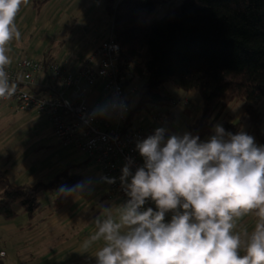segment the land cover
Returning <instances> with one entry per match:
<instances>
[{
	"label": "clouds",
	"instance_id": "1",
	"mask_svg": "<svg viewBox=\"0 0 264 264\" xmlns=\"http://www.w3.org/2000/svg\"><path fill=\"white\" fill-rule=\"evenodd\" d=\"M28 0H0V98L15 93L7 67L8 44L19 41L15 18ZM143 164L132 172L129 157L119 177L128 199L115 214L95 218L84 242H102L95 264H264V145L247 132L232 133L220 123L199 134L165 136V128L137 142ZM109 184L115 177H105ZM84 183L61 186L63 195L82 192ZM155 203L144 208L147 200ZM255 211L258 221L241 234L234 221ZM172 212L170 222L166 213Z\"/></svg>",
	"mask_w": 264,
	"mask_h": 264
},
{
	"label": "trees",
	"instance_id": "2",
	"mask_svg": "<svg viewBox=\"0 0 264 264\" xmlns=\"http://www.w3.org/2000/svg\"><path fill=\"white\" fill-rule=\"evenodd\" d=\"M45 1L35 4L40 7ZM104 1L122 59L135 60L136 77L147 78L132 116L172 106L175 96L166 88L171 82L200 93L202 107L190 133L207 139L224 116L227 131H244L247 122L244 132L264 145V0ZM51 54H45L47 63L54 58ZM235 102L242 104L238 121L226 115ZM90 162H68L36 183L15 184L8 170H0V216L13 219L26 212L34 219L46 191L55 195L54 208H62L71 195L60 194L61 186L81 182Z\"/></svg>",
	"mask_w": 264,
	"mask_h": 264
},
{
	"label": "crops",
	"instance_id": "3",
	"mask_svg": "<svg viewBox=\"0 0 264 264\" xmlns=\"http://www.w3.org/2000/svg\"><path fill=\"white\" fill-rule=\"evenodd\" d=\"M100 1L46 0L37 7L35 0H28L27 5L22 4L15 18L21 33L20 40L13 39L7 46L9 49L7 54L11 61H16L23 55L45 58L46 52L50 51L53 59L71 70L79 71L84 64L90 63V56L95 45L109 34L111 28L105 4ZM92 63L98 65L97 60ZM136 78L128 86L130 97L133 92L141 93L145 82L139 85ZM144 78L146 77L144 76L143 80ZM104 91L102 86L89 88V101L95 108L105 98ZM170 91L175 96V103L169 107H156V109L169 110L171 119L158 124L156 128H165V133L168 135H183L185 132H190L191 125L200 113L201 96L196 91L177 87L175 91ZM182 97H188L190 104L184 105L180 102ZM195 105H198L199 109H195ZM145 111L132 116L134 126L150 127V111ZM142 112L145 113L142 114ZM100 114L110 115L108 112L106 114V107L100 110ZM49 133L55 135L52 125L47 127L43 135L39 137ZM30 144L32 142L24 146L23 143L12 141L6 149L0 150V170L18 166ZM54 146V143L47 139L39 144L37 150L41 148L52 150ZM13 147L19 150L14 156L9 151ZM80 154L83 152L77 149L58 160L47 163L50 153L46 152L37 160L36 169L25 172L19 170L14 178L9 176L15 184L25 181L36 183L41 179L50 178L66 163L77 161ZM6 159L13 160L6 162ZM8 164L9 167H7ZM98 171L101 170L90 162L86 176L81 181L84 183L83 191L71 196L68 203L58 210L54 208V193L50 195L49 191H46L40 195L43 203L34 219H31L26 212H22L13 219L0 216V249L6 252L5 256H0V264H95L94 254L102 246V242L93 243L87 249L83 247L84 242L96 230L95 218L97 216L103 218L105 212L109 210L115 214L117 206L124 203L118 193L109 189L105 178L103 181H95V174ZM257 221L255 211L234 221V230L241 234L243 242L247 240L245 232L250 234Z\"/></svg>",
	"mask_w": 264,
	"mask_h": 264
},
{
	"label": "built area",
	"instance_id": "4",
	"mask_svg": "<svg viewBox=\"0 0 264 264\" xmlns=\"http://www.w3.org/2000/svg\"><path fill=\"white\" fill-rule=\"evenodd\" d=\"M90 60L79 71H74L55 59L47 63L44 58L23 55L11 61L6 69L10 83L15 84V93L8 99L0 98V102H7L10 109L18 113L47 116L63 146H74L87 153L104 178H116L115 183L105 181L125 202L128 197L119 179L122 167L129 157L134 160L133 173L143 164L136 149L137 142L147 137V131L168 122L171 112L155 107L150 111L149 128L132 124L134 104L128 86L136 78V62L122 59L121 44L114 39L111 28L95 45ZM96 60L97 66L92 63ZM91 86L104 88V97L109 98L106 110L110 115L100 114L89 101ZM180 102L189 105L190 99L182 97ZM147 207L156 208L150 199L144 205L145 209ZM172 215V212L166 213L165 222H170ZM5 254V250L0 249V256Z\"/></svg>",
	"mask_w": 264,
	"mask_h": 264
},
{
	"label": "rangeland",
	"instance_id": "5",
	"mask_svg": "<svg viewBox=\"0 0 264 264\" xmlns=\"http://www.w3.org/2000/svg\"><path fill=\"white\" fill-rule=\"evenodd\" d=\"M181 1L182 0H175V3H180ZM100 2L103 4L105 3L104 0H101ZM100 10H101V6H100ZM99 12L100 11L97 9V13ZM136 79L137 82H139V85L143 83V81L147 80V78H144L145 80H143V77L141 76L137 77ZM166 88L175 91L176 86H174L173 83L168 82L166 83ZM139 94H140L139 91L133 92L131 94V99L135 106L137 104ZM108 102H109V98H104L101 104L98 107H96L99 113L100 110L105 109ZM195 106H196L195 109H199L198 105ZM241 111H242V104L240 102H235L228 107V109L226 110L227 114L226 113L225 114L228 115L229 119H234L235 121H238L240 119ZM107 112L108 111L106 110V114ZM145 112H142V114ZM34 118H37L38 120ZM31 120L32 122L30 123ZM223 121H224V116L219 118L216 124L217 123L223 124ZM51 125H52V121L44 114L31 113V112L18 113L10 109L7 102L5 101L0 102V150L6 149L9 146L10 142L12 141H17L18 143L21 144L23 143L24 146H27L29 142H32V144H30L26 148L28 150L27 152H25L23 160L20 162V164H18V166L9 167L8 164L7 167H9L8 172L10 176L14 178L15 175L19 173L17 172L19 170L21 172H25L26 170L29 169L34 170L37 160L41 156H43L46 152L50 153L49 158L46 160V162L51 163L55 160L60 159V157H64L65 155L69 154L72 151L74 152L77 151V148L74 146L60 145V138L56 134L54 135L53 133H49L45 136L39 137L40 135H43L42 133L46 130L47 127H50ZM247 128H248V123L245 122L244 131H246ZM47 139H49L52 143H54L55 146L52 147L53 149L50 150L49 148V150H47L41 148L37 150L39 144ZM255 141L258 145H260L257 139H255ZM9 151L11 154H13V156L14 154L16 155L19 152V150H17L15 147L9 149ZM88 158H89L88 154L83 152V154H80V157L77 158V161H83ZM12 160L6 159L5 161L10 162ZM95 177H96L95 181L97 182L104 180V176L102 175L101 171H98L95 174ZM90 185L87 186L90 187ZM49 194L52 195V192H49Z\"/></svg>",
	"mask_w": 264,
	"mask_h": 264
}]
</instances>
